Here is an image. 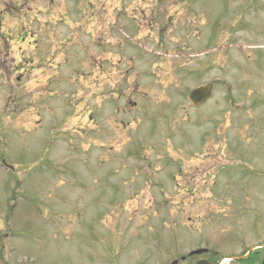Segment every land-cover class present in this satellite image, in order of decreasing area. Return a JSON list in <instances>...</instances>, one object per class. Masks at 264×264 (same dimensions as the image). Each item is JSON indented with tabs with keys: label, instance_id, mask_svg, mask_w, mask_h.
Wrapping results in <instances>:
<instances>
[{
	"label": "rangeland",
	"instance_id": "rangeland-1",
	"mask_svg": "<svg viewBox=\"0 0 264 264\" xmlns=\"http://www.w3.org/2000/svg\"><path fill=\"white\" fill-rule=\"evenodd\" d=\"M67 1L0 0V264H168L203 246L217 263L264 243V153L231 157V130L264 115L249 96L264 97V0ZM83 11L104 35L80 33Z\"/></svg>",
	"mask_w": 264,
	"mask_h": 264
},
{
	"label": "flooded vegetation",
	"instance_id": "flooded-vegetation-1",
	"mask_svg": "<svg viewBox=\"0 0 264 264\" xmlns=\"http://www.w3.org/2000/svg\"><path fill=\"white\" fill-rule=\"evenodd\" d=\"M17 2H27L29 0H16ZM35 2H40L39 4H42L43 0H34ZM63 5H67L68 1L67 0H59ZM77 1V0H76ZM92 1V0H90ZM13 2V1H12ZM88 2V0L84 1V3ZM23 6V5H22ZM41 6V5H40ZM38 6V8H42V6L40 7ZM77 5L76 7L79 8ZM16 7H14L12 10H14ZM27 8V7H26ZM26 8H23L21 10H24ZM81 9V8H79ZM1 10V7H0ZM11 10V11H12ZM92 15L89 16V12L83 11L80 12L79 14H75V18H73V22L74 24L76 22H78V26L80 27V29L82 31H80V33H83L84 29H88V31L93 32V36H95V34H100V35H104V27H101L104 25V17L99 18L96 14L91 13ZM3 14H0V18L3 19L2 17ZM20 20V19H19ZM118 22H119V18H118ZM115 26H118L117 22L114 24ZM114 26V27H115ZM87 27V28H86ZM23 29V28H22ZM85 36L87 34H85V32L83 33ZM93 40H95L93 38ZM104 44V43H102ZM124 51H121V54L124 55L123 53ZM264 54V52L262 53ZM264 58V55H263ZM133 59H130V62H133ZM104 64V62L102 63ZM101 64V65H102ZM23 66L21 64V67L18 68V70L22 69ZM263 74H264V59H263V65H261ZM99 72L104 76V66L103 68L101 67L100 69H98ZM130 70L127 71V73ZM250 92V90H249ZM57 92L52 93L53 97ZM51 94V93H50ZM259 96L258 98H254L255 96ZM250 98L253 97L254 100H259V101H255L254 105H258L261 104V106L264 107V97H260L259 94L254 93V91L249 93ZM45 97V96H43ZM249 98V100H251ZM233 105H236L235 101H232ZM239 106L238 109L234 108V115L235 118H237L236 116H238L239 113ZM249 110L246 109L244 110L245 116L249 114ZM234 125L235 122H233ZM242 126L244 127V134L242 136H237V130L234 128L232 131V139H231V144H232V149H231V157L237 162L238 160H249V162L254 163L256 166H261V164H259V158L258 156H256L255 154L258 153L259 151L264 153V115L262 117H258V118H254V117H250V123H243ZM258 138H260V140H258ZM255 153V154H254ZM254 170L253 173L259 174L262 177H264V167H262V169H252ZM186 184H187V178L186 177ZM185 188H183V190L181 189V192L177 193V194H190V192L192 190H194V188L192 189H188V191L185 192L184 190ZM204 247L198 249L199 251L202 250H207L208 252H204L201 255H196V256H191V252H189L187 255H183L181 256L180 260L174 259L173 261L169 262L168 264H193L194 262H192L191 260L193 258H199L200 260L195 263V264H221V262L219 261L218 263H216L214 261V257H212V252L208 249H203ZM206 248V247H205ZM211 254V255H210ZM208 256H211L210 259H204L207 258ZM249 260V264H264V243H260L259 246H256L254 248V250H251L249 252V255L247 258L242 257V258H238L237 261H232L234 264H240L241 262H245Z\"/></svg>",
	"mask_w": 264,
	"mask_h": 264
},
{
	"label": "water",
	"instance_id": "water-1",
	"mask_svg": "<svg viewBox=\"0 0 264 264\" xmlns=\"http://www.w3.org/2000/svg\"><path fill=\"white\" fill-rule=\"evenodd\" d=\"M213 86L208 85L206 87H202L196 89L190 94V101L197 107L203 105L207 102V100L212 96Z\"/></svg>",
	"mask_w": 264,
	"mask_h": 264
},
{
	"label": "trees",
	"instance_id": "trees-1",
	"mask_svg": "<svg viewBox=\"0 0 264 264\" xmlns=\"http://www.w3.org/2000/svg\"><path fill=\"white\" fill-rule=\"evenodd\" d=\"M240 264H249V260L245 262H241Z\"/></svg>",
	"mask_w": 264,
	"mask_h": 264
}]
</instances>
